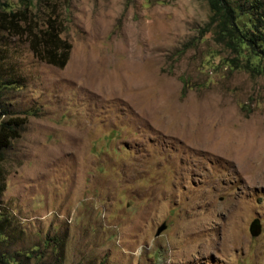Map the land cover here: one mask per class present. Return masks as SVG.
I'll use <instances>...</instances> for the list:
<instances>
[{
  "label": "rangeland",
  "instance_id": "obj_1",
  "mask_svg": "<svg viewBox=\"0 0 264 264\" xmlns=\"http://www.w3.org/2000/svg\"><path fill=\"white\" fill-rule=\"evenodd\" d=\"M226 1L264 22V0ZM34 4L38 22L56 5L71 51L57 68L5 40L0 104L25 123L0 164V254L264 264V57L217 40L208 0Z\"/></svg>",
  "mask_w": 264,
  "mask_h": 264
},
{
  "label": "trees",
  "instance_id": "obj_2",
  "mask_svg": "<svg viewBox=\"0 0 264 264\" xmlns=\"http://www.w3.org/2000/svg\"><path fill=\"white\" fill-rule=\"evenodd\" d=\"M208 2L213 11L212 21L219 22L217 25L219 42L224 43L236 55H240L242 46L245 45L254 55L261 54L264 57V22L263 16L256 17L260 8L258 4L253 6L254 18L251 17V10H245L243 6L233 7L226 0H208ZM17 4L16 10H8V5L0 9V80L2 82V79H5V84L14 82L6 80L13 74L11 71L7 75H1L9 67L13 57L8 53L11 49L5 42L6 39L24 42L36 60L57 68H63L66 65L71 51L70 43L61 37L63 24L56 5H49L50 13L45 15L43 21L38 22L37 15L32 13L33 8L37 6L34 0H17ZM241 17H247V22L242 26L238 23ZM207 30H210V25L207 26ZM248 32H251V36ZM1 82L0 93L2 88H7L2 86L4 83L1 84ZM4 110L6 109L0 104V164L3 159V150L11 144L12 140L18 138V131L25 123L24 117L6 116L9 112ZM4 179L5 173L0 167V194L5 188ZM2 227L0 223V236ZM15 257L17 255L0 254V264H30L29 261L32 258L26 254L24 261L19 263ZM40 262L42 258L35 257L34 264H40Z\"/></svg>",
  "mask_w": 264,
  "mask_h": 264
},
{
  "label": "water",
  "instance_id": "obj_3",
  "mask_svg": "<svg viewBox=\"0 0 264 264\" xmlns=\"http://www.w3.org/2000/svg\"><path fill=\"white\" fill-rule=\"evenodd\" d=\"M164 229V226H161L158 231H157V235ZM252 234H255V233H252Z\"/></svg>",
  "mask_w": 264,
  "mask_h": 264
}]
</instances>
